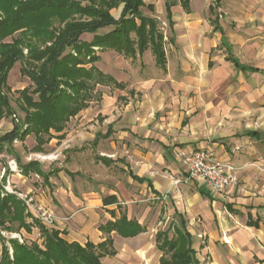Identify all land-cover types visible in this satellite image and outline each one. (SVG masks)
Returning a JSON list of instances; mask_svg holds the SVG:
<instances>
[{"label": "crops", "instance_id": "1", "mask_svg": "<svg viewBox=\"0 0 264 264\" xmlns=\"http://www.w3.org/2000/svg\"><path fill=\"white\" fill-rule=\"evenodd\" d=\"M199 1L206 4L208 11H194V4ZM226 1L220 0L215 5L216 0L213 3L212 0H189V7L185 9L180 0H144L145 7L152 6L153 11L147 8L149 11H142V14L158 22L166 21L170 30L168 37L159 22L165 37L166 70L156 64L151 50L137 59H126L113 50L96 48L100 60L94 66L125 84L126 88H115L119 93L99 91L102 95L100 104H90L72 118L63 132L64 139L56 138L62 133L53 132L55 137L41 152L33 150L37 146L34 135H29L25 141L15 140L11 152L5 146L0 152V160L1 156L15 158L21 166L22 155L36 154V160L28 163L37 162L46 176L27 175L21 167L18 173H8L0 161V179H7L14 191L8 193L5 185L0 184L1 197L13 195L21 200L30 224L36 217L30 214L19 194L33 198L37 205L55 217L53 227L47 228L59 231L69 243L84 247L87 243L98 245L111 237L116 255L105 256L102 259L105 264H162L163 253L157 247V232L168 230L172 223L179 225L181 218L192 235L200 264H264V130L240 129L239 123L220 130L215 125L221 118L213 113L218 114L224 105L211 108L209 104L203 106L190 98L196 86L215 87V76L206 74L205 69L212 71L218 64L231 67L241 84L246 85L248 76L254 77L258 83L254 82L250 91L254 95L264 94L262 82L257 79L264 77V67L256 64V57L253 65L243 61L234 51L235 37L232 35L237 29V32H252L251 39L242 36L239 42H252V49L257 51L261 47L258 33L264 27L254 23L248 29L242 24L237 28L234 23L221 22L223 14L218 13V9ZM235 3L241 6L240 0ZM261 3L264 0H259ZM167 4H171L170 19ZM122 8L123 5L111 14L119 18ZM230 12L235 16L245 14V11ZM246 12L250 18L264 15L262 9ZM93 38L94 34L90 33L81 37L88 43ZM221 52H224L223 56L216 57ZM229 56L245 67L258 70L238 69ZM121 61L133 72H136L133 66L139 61L140 70L154 73L158 78L149 75L145 79L138 75V80L128 85L131 77L124 79L122 76H128L129 72H120ZM91 66L87 65L88 68ZM244 85L241 90L249 91ZM121 96L137 99L120 104ZM223 111L227 112V108ZM253 114L264 116V108H254ZM11 125L4 134L12 130L13 121ZM207 149L214 151L218 160L241 168L238 184L225 193L215 195L208 187L189 179L179 158L181 151L192 153ZM37 155L53 158L40 160ZM250 163L263 170L243 167ZM33 176L39 181L30 183L33 179L29 177ZM135 176L145 181L138 182ZM122 215L138 221L145 227V232L123 238L116 232L107 235L100 230V226L116 221ZM0 229V233L20 235L23 243L29 245L43 243L37 227L31 232ZM7 245L13 253L9 242ZM1 258L0 240V261Z\"/></svg>", "mask_w": 264, "mask_h": 264}, {"label": "trees", "instance_id": "2", "mask_svg": "<svg viewBox=\"0 0 264 264\" xmlns=\"http://www.w3.org/2000/svg\"><path fill=\"white\" fill-rule=\"evenodd\" d=\"M180 2L188 9L189 0ZM219 3L220 0H216L215 5ZM121 5L122 13L116 19L111 11ZM145 6L144 0H0V120L13 119L12 130L0 137V152L5 146L11 152L15 140L25 141L29 135L36 138L34 152L43 151L55 137L53 132L62 133L56 138H65L63 132L67 124L89 107L99 93L97 87L126 88L94 66L100 60L96 48L113 50L126 59H137L151 50L156 64L166 70L164 33L156 19L142 14L141 8ZM147 8L153 11L152 6ZM167 13L170 19L171 4H167ZM106 28L111 30L99 34ZM87 33L94 34L90 43L81 39ZM7 38L12 41L6 42ZM228 59L238 69L258 70L245 67L232 56ZM17 62L22 65V76L32 83L31 87L17 91L19 108L25 114L22 120L17 119L9 97L12 92L8 85L9 73ZM88 64L92 66L88 68ZM21 168L27 175L46 176L37 162ZM134 178L138 182L145 181ZM1 189L0 228L9 232L21 229L31 232L37 227L43 243L29 245L17 239L7 240L0 233V264H105L102 261L105 256L116 255L111 237L98 245L87 243L83 247L69 243L59 231L48 229L36 218L33 224L28 223L25 204L13 195L1 197ZM112 215L115 217L116 213L113 211ZM100 230L107 235L116 232L123 238H133L146 229L135 219L122 215L100 226ZM156 241L163 253L162 264H200L183 218L179 225L172 223L168 230L158 231ZM7 242L13 249L12 255Z\"/></svg>", "mask_w": 264, "mask_h": 264}, {"label": "rangeland", "instance_id": "3", "mask_svg": "<svg viewBox=\"0 0 264 264\" xmlns=\"http://www.w3.org/2000/svg\"><path fill=\"white\" fill-rule=\"evenodd\" d=\"M213 3V0H212ZM240 4L241 6L238 7L237 4L235 3V0H228L226 2H223L222 6L220 9H218V13L223 14V17L220 19L221 22H223L224 24H235L236 27L238 28V26H240L241 24L244 25L245 27L251 28V25H253L254 23L257 24H261L264 27V15H261V17H248L246 16V11H259L260 9L264 10V3L259 4V0H240ZM122 6V5H121ZM141 11H145L148 12L149 10L147 9V7L141 8ZM194 11H208L206 4L202 3L201 1H199L198 3L194 4ZM230 11H245V14H241L240 16H235L232 15V13ZM254 15V14H251ZM160 27L161 29L164 31L165 35L170 37V30L168 27L167 22L165 21L164 23L162 21H160ZM235 27V28H236ZM111 29V28H110ZM261 32L258 33V35L261 36L259 43H260V48L257 51H254L252 49V42L246 41L243 44L241 42H239L241 39L239 37H242L244 39H251L253 33L249 32V31H238L234 30L232 31V35L235 37L234 43H235V53L237 55H239L243 61L245 62H250L249 64H254V57H256V64L263 66L264 67V29L261 28ZM229 30H231L229 28ZM109 31L108 29H105L103 31H101L100 33H106ZM246 37V38H245ZM6 42H11L12 38H7L5 40ZM243 42V41H242ZM251 46L250 48H246L247 46ZM25 55L28 54V50L25 49L24 51ZM224 52L218 53L216 57H221L223 56ZM109 66H111L110 61H108L107 63ZM121 66V68L119 69L120 72H129L128 76H124V79L130 78L131 80L128 81V85L129 84H134L135 79L138 80V75H142V78H148L149 77H153L155 79H157L158 77L153 73V74H149L147 70H140L141 65L140 62H136V64L133 66L134 69H136V72H133L129 69V67L127 66L126 63L121 61V64L119 65ZM21 68L22 65L20 62L15 63V65L13 66V68L11 69L10 73H9V78H8V85L9 87L12 89V92L9 94L10 100H11V105L14 107V109L16 110V117L17 119L22 120L25 116L24 112L19 108V95L17 93L18 90H22L24 88L27 87H31L32 83L31 81L27 78L22 76L21 73ZM125 70H123V69ZM215 69L210 71L208 69H205V73L210 76L211 74L215 76L214 78V86H205V87H198L196 86V89L194 88L193 92L191 93L190 98L191 99H195L197 100V104L198 103H202L203 106H205L206 104H209V106L211 108H214L219 106V108L223 106L222 110L218 112V114L216 113V111L213 113L215 115V117H220L221 120L215 125V127L219 128L220 130H224V129H228V128H232L234 127V125H236V123L240 124V129H258V130H264V116H260V115H255L253 114V109L254 108H264V94H256L254 95L253 91H250L251 88L253 87L254 82H256L257 80L254 77L248 76L247 79H245V83L246 85H244V83H239V81L237 80L235 75V71L231 68V67H224L221 64H218L214 67ZM140 73V74H139ZM158 73V72H157ZM204 73V74H205ZM201 77V75H200ZM201 80V78H199ZM260 79V81L262 82V85L264 87V77H260L257 78ZM258 83V82H256ZM249 84V85H248ZM246 86L247 90L249 91H245V90H241L242 86ZM97 89H99L98 91H102L106 94H110V93H119V91L117 89H112L109 90V88L107 87H103V88H99L97 87ZM129 91V90H128ZM207 91L210 92V94L207 93ZM101 94L98 93L95 98L93 99V101H91L90 104H93L94 106H97L100 104L101 102ZM120 104H125V101H131L136 100L137 98H132V99H128L127 97H120ZM127 99V100H124ZM227 108V112H224L223 109ZM245 116H241L242 114ZM224 123L223 125L221 124ZM12 118H7V119H3L0 120V137L6 132L8 131L12 125ZM223 132V131H222ZM38 159L41 156H51V155H37ZM51 158H53V156H51ZM48 158V159H51ZM12 160H15V162L17 163V167H18V171L21 170L19 169V167L26 165V163H28L29 161L32 160H36V154H32V155H22V159H21V166L20 163L18 161H16L17 159H12L9 157H2L1 156V162L7 167L8 169V173L9 171L12 172L10 170V162ZM40 160H42L40 158ZM39 160V161H40ZM232 166H234L235 168V173H236V177H237V181L236 184H238V172L241 169L240 167L237 168L235 165L231 164ZM244 168L246 167H254L257 170H263V167L261 166H257L253 163H250L248 165L243 166ZM242 167V168H243ZM21 172V171H20ZM187 175V174H186ZM29 179H33L32 182L30 183H35L36 181H39L38 178L34 177H29ZM0 184L7 186L8 181L7 179L3 181V179H0ZM235 184V185H236ZM234 185V186H235ZM4 186V187H5ZM225 193V192H224ZM31 214V213H30ZM17 226V225H16ZM1 231V229H0ZM4 233L2 234L4 238L8 239L11 237V235L9 233H5V232H1ZM38 237V236H37Z\"/></svg>", "mask_w": 264, "mask_h": 264}, {"label": "built area", "instance_id": "4", "mask_svg": "<svg viewBox=\"0 0 264 264\" xmlns=\"http://www.w3.org/2000/svg\"><path fill=\"white\" fill-rule=\"evenodd\" d=\"M40 158L45 160L51 158V156H40L39 159ZM179 158L187 170L189 179L208 187L215 195L228 191L236 184L237 177L234 166L218 160L215 152L212 150H199L192 153L181 151L179 153ZM10 170L13 173L19 172L15 160L10 162ZM4 189L8 193L14 192L9 181ZM19 197L25 201L28 211L39 219L44 226L53 227L55 217L52 213L37 205L35 200L27 195L24 196L19 194ZM11 237L23 243V239L20 235L12 234ZM10 254H13L12 250H10Z\"/></svg>", "mask_w": 264, "mask_h": 264}]
</instances>
